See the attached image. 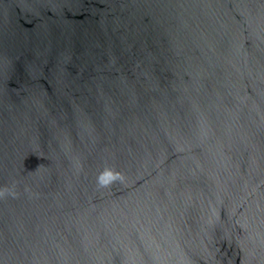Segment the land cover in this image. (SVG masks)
<instances>
[{"label":"water","instance_id":"water-1","mask_svg":"<svg viewBox=\"0 0 264 264\" xmlns=\"http://www.w3.org/2000/svg\"><path fill=\"white\" fill-rule=\"evenodd\" d=\"M5 188L0 264H264V0H0Z\"/></svg>","mask_w":264,"mask_h":264},{"label":"clouds","instance_id":"clouds-1","mask_svg":"<svg viewBox=\"0 0 264 264\" xmlns=\"http://www.w3.org/2000/svg\"><path fill=\"white\" fill-rule=\"evenodd\" d=\"M124 176L112 169L105 168L98 176H97V185L101 188H107L113 185L115 182L120 181L123 182ZM8 195H15V192L11 189H0V198H3Z\"/></svg>","mask_w":264,"mask_h":264}]
</instances>
